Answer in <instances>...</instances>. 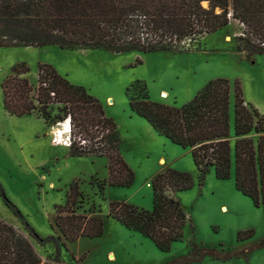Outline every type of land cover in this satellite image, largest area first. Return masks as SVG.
<instances>
[{
	"label": "trees",
	"instance_id": "obj_1",
	"mask_svg": "<svg viewBox=\"0 0 264 264\" xmlns=\"http://www.w3.org/2000/svg\"><path fill=\"white\" fill-rule=\"evenodd\" d=\"M231 20L240 26L237 49L264 54V0H0V47L176 53L196 46L204 35ZM27 73L28 68L19 64L2 82L3 110L17 118L34 115L45 123L67 122L70 156L107 160V178L97 181L99 194L106 187H130L134 173L120 155L116 124L99 101L47 64L38 65L36 86L29 83ZM125 96L131 113L155 133L190 150L199 185L210 170L217 180L232 174L235 190L262 209L264 223V115L244 101L237 83L232 113L230 83L222 78L208 81L181 107L151 101L140 80L126 88ZM192 185L189 173L166 169L151 181V209L115 201L108 204V215L149 239L159 251L168 252L181 241L190 221L175 195ZM0 195L15 212L1 186ZM87 205L77 183L70 184L63 205L55 208L57 234L51 239L57 246L56 264H60L59 249H66L67 243L102 235L104 221L94 213L93 203ZM25 231L0 219V264L41 263L31 239L42 241L28 226ZM253 234V230L239 232L237 241ZM258 246L264 247V240ZM193 256L192 251L172 264L201 260Z\"/></svg>",
	"mask_w": 264,
	"mask_h": 264
},
{
	"label": "rangeland",
	"instance_id": "obj_2",
	"mask_svg": "<svg viewBox=\"0 0 264 264\" xmlns=\"http://www.w3.org/2000/svg\"><path fill=\"white\" fill-rule=\"evenodd\" d=\"M239 28L231 20L204 35L196 46L176 53L0 47V186L15 208L14 212L7 207L0 195V219L24 234L28 226L42 241L31 239L40 264H56L58 251L51 239L57 234L55 208L63 205L74 182L87 199L86 207L94 204L104 229L98 238H80L60 248V264H172L192 251L193 258L201 260L186 264H264V247L258 246L264 240L262 209L235 190L232 174L217 180L210 170L199 185L190 150L155 133L143 118L131 113L125 96L126 88L140 80L151 101L181 107L208 81L222 78L230 83L231 113L237 83L244 101L264 115V54L237 49ZM19 64L28 68L25 77L33 86L38 65L47 64L99 101L116 124L120 155L134 173L130 187H106L100 195L97 181L107 178L105 157H72L63 144L68 138L61 131L63 123H45L34 115L16 118L3 110L1 84ZM166 169L189 173L193 185L175 195L190 220L183 238L170 251L161 252L149 239L113 220L108 204L117 201L151 209V181ZM246 230H253V236L237 241V234Z\"/></svg>",
	"mask_w": 264,
	"mask_h": 264
},
{
	"label": "bare ground",
	"instance_id": "obj_3",
	"mask_svg": "<svg viewBox=\"0 0 264 264\" xmlns=\"http://www.w3.org/2000/svg\"><path fill=\"white\" fill-rule=\"evenodd\" d=\"M163 95L166 96L165 93H163ZM64 127H65V129H64ZM61 131H62L63 134H65L66 136L68 135V124H67V122H64V123L62 124V129H61ZM223 211H225V209H223ZM110 258L113 259L112 256H110Z\"/></svg>",
	"mask_w": 264,
	"mask_h": 264
},
{
	"label": "built area",
	"instance_id": "obj_4",
	"mask_svg": "<svg viewBox=\"0 0 264 264\" xmlns=\"http://www.w3.org/2000/svg\"><path fill=\"white\" fill-rule=\"evenodd\" d=\"M64 129H65V127H64ZM63 144L64 145H68L69 144L68 138L65 141H63Z\"/></svg>",
	"mask_w": 264,
	"mask_h": 264
},
{
	"label": "crops",
	"instance_id": "obj_5",
	"mask_svg": "<svg viewBox=\"0 0 264 264\" xmlns=\"http://www.w3.org/2000/svg\"><path fill=\"white\" fill-rule=\"evenodd\" d=\"M14 117V116H13ZM17 118V117H16Z\"/></svg>",
	"mask_w": 264,
	"mask_h": 264
}]
</instances>
